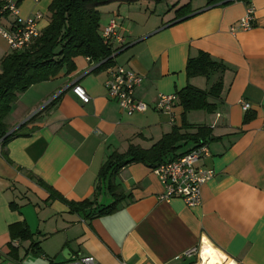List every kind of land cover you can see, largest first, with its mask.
<instances>
[{
	"label": "crops",
	"instance_id": "obj_1",
	"mask_svg": "<svg viewBox=\"0 0 264 264\" xmlns=\"http://www.w3.org/2000/svg\"><path fill=\"white\" fill-rule=\"evenodd\" d=\"M193 1L139 0L97 9L99 31L114 18L125 44L111 65L143 77L137 97L149 105L144 114H122L105 96V69L85 57L74 58L71 71L64 66L17 95L4 118L7 134L17 136L0 147V264H56L78 256L96 264H187L204 241L216 251L212 264H264V0ZM50 3L22 0L20 14L40 12L43 29ZM186 4L189 13L177 18L175 11ZM248 7L251 28L230 33ZM9 52L0 38V60ZM199 52L223 71L188 78L186 62ZM218 81V98H208L213 112L184 114L178 101L172 117L153 109L159 94H177L188 85L208 90ZM73 84L86 91L88 104L74 97ZM242 101L249 111L241 110ZM173 127L181 134L197 127L210 131L209 156L201 165L214 177L201 187V204L160 201L162 186L151 168L131 163L114 179L126 199L115 213L94 217L95 206L113 202L106 181L97 179L108 157L129 146L147 150ZM179 145L175 155L194 147L189 141ZM37 181L67 201L94 202L93 208L72 213L58 200L48 201ZM19 222L31 239H11L9 226Z\"/></svg>",
	"mask_w": 264,
	"mask_h": 264
},
{
	"label": "trees",
	"instance_id": "obj_2",
	"mask_svg": "<svg viewBox=\"0 0 264 264\" xmlns=\"http://www.w3.org/2000/svg\"><path fill=\"white\" fill-rule=\"evenodd\" d=\"M139 0H51L48 7L49 22L40 30L38 38L34 39L28 48L22 51H10L0 60V147L17 136V133L7 134L4 118L16 102L17 95L25 92L30 86L48 81L66 67L67 71L74 69L73 59L85 57L98 63L97 70L107 69L113 65L112 50L107 46L99 31L100 15L98 8L110 3H134ZM159 3L162 0H153ZM216 0H208L207 5ZM233 1V0H230ZM189 13L188 4L176 11ZM184 14V15H185ZM223 66L213 62L208 54L199 52L196 57L186 62L185 73L188 78L208 77L212 71H223ZM221 91V82L218 81L208 90H200L190 85L180 90L176 95L183 113L202 110L213 112L215 106L208 102V98H218ZM247 121V119H245ZM183 129L189 126L182 124ZM182 129V130H183ZM181 129L173 127L170 133L165 134L151 148L144 150L137 146H129L123 154L112 153L100 168L98 184L106 181V189L113 202L107 206H95L94 217H102L115 213L118 205L126 197L114 179L119 171L131 163H143L151 169L176 156L180 149L179 143L189 141L195 145L209 142L210 131L205 127H197L194 134H181ZM2 153V152H1ZM37 184L48 194V201L58 200L66 205L72 213H84L93 208L94 202L83 200L80 202L67 201L59 193L46 186L41 181ZM12 205V206H11ZM10 208H16L10 204ZM11 239H31V234L25 222L9 226ZM195 260L187 263L194 264Z\"/></svg>",
	"mask_w": 264,
	"mask_h": 264
},
{
	"label": "built area",
	"instance_id": "obj_3",
	"mask_svg": "<svg viewBox=\"0 0 264 264\" xmlns=\"http://www.w3.org/2000/svg\"><path fill=\"white\" fill-rule=\"evenodd\" d=\"M22 0H0V37L8 45L10 51H22L29 47L34 39L40 35L39 22L44 15L35 12L27 17H22L19 3ZM37 3L38 0H31ZM253 10L248 7L245 15L233 26L230 33L251 28ZM4 23H7L6 25ZM103 42L112 50L111 58L125 46L124 41L117 33V23L110 19L100 32ZM107 78L103 87L105 96L109 101L117 104L120 112L126 116L144 114L149 105L137 97V91L142 86L143 77L125 68L114 64L106 70ZM71 93L82 104H88L90 97L78 84H73ZM178 101L176 94H159L153 105V109L172 117V110ZM243 112L251 108L248 102H240ZM208 143L195 145L187 153L176 156L156 167L152 173L158 178L162 193L158 195L160 201L168 202L173 198H179L188 208L201 204V187L214 177V171L201 165L204 158L209 156ZM20 264V263H14ZM56 264H96L91 256H78L76 259ZM120 264H124L120 262Z\"/></svg>",
	"mask_w": 264,
	"mask_h": 264
},
{
	"label": "bare ground",
	"instance_id": "obj_4",
	"mask_svg": "<svg viewBox=\"0 0 264 264\" xmlns=\"http://www.w3.org/2000/svg\"><path fill=\"white\" fill-rule=\"evenodd\" d=\"M215 250L204 241L200 250V263L199 264H210L214 258Z\"/></svg>",
	"mask_w": 264,
	"mask_h": 264
},
{
	"label": "rangeland",
	"instance_id": "obj_5",
	"mask_svg": "<svg viewBox=\"0 0 264 264\" xmlns=\"http://www.w3.org/2000/svg\"><path fill=\"white\" fill-rule=\"evenodd\" d=\"M203 1L204 0H195V1H193L194 2V5H202V3H203ZM165 6V5H164ZM164 9H165V7H164ZM1 38V40L3 41V43L5 44V46H8L7 44H6V42H5V40L2 38V37H0ZM9 48V47H8ZM210 78H212L211 76H210ZM47 103V102H46ZM44 105V104H43ZM199 252L200 251H198V253L196 254V258L194 259L195 260V263L194 264H198V263H200V258H199ZM210 264H212V263H210Z\"/></svg>",
	"mask_w": 264,
	"mask_h": 264
}]
</instances>
